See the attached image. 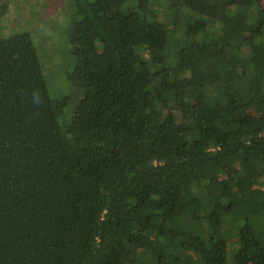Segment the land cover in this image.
<instances>
[{
    "label": "trees",
    "instance_id": "obj_1",
    "mask_svg": "<svg viewBox=\"0 0 264 264\" xmlns=\"http://www.w3.org/2000/svg\"><path fill=\"white\" fill-rule=\"evenodd\" d=\"M73 6L67 122L0 38V264H264V0Z\"/></svg>",
    "mask_w": 264,
    "mask_h": 264
},
{
    "label": "rangeland",
    "instance_id": "obj_2",
    "mask_svg": "<svg viewBox=\"0 0 264 264\" xmlns=\"http://www.w3.org/2000/svg\"><path fill=\"white\" fill-rule=\"evenodd\" d=\"M6 1L9 10L0 19V38L24 31L30 32L37 46L52 97L66 102L61 120L69 121L82 97V92L72 87L68 80V74L73 71L76 63L67 42L69 24L75 11L73 0ZM171 35L173 33L169 36ZM167 97L171 101V94ZM262 203L264 205V196ZM216 209L219 210L218 205ZM188 237L192 240L194 236L189 234Z\"/></svg>",
    "mask_w": 264,
    "mask_h": 264
}]
</instances>
